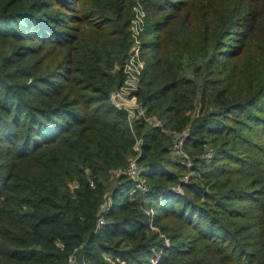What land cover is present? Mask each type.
Returning <instances> with one entry per match:
<instances>
[{
  "label": "trees",
  "instance_id": "obj_1",
  "mask_svg": "<svg viewBox=\"0 0 264 264\" xmlns=\"http://www.w3.org/2000/svg\"><path fill=\"white\" fill-rule=\"evenodd\" d=\"M132 7L0 0V264H264V0H147L136 96L162 127L110 102ZM138 139L147 194L116 177Z\"/></svg>",
  "mask_w": 264,
  "mask_h": 264
},
{
  "label": "built area",
  "instance_id": "obj_2",
  "mask_svg": "<svg viewBox=\"0 0 264 264\" xmlns=\"http://www.w3.org/2000/svg\"><path fill=\"white\" fill-rule=\"evenodd\" d=\"M138 19L132 24V38L134 40V45L130 50L127 60L123 67V73L125 80L123 85L117 90L113 91L110 95V102L120 107L122 110L127 112L130 125L135 121L142 120L145 123L151 122L150 124H158L155 118H149L146 116L145 108L138 102L136 93L141 88L142 76L145 70V62L141 58V42L140 36L143 33V22L145 19L144 12L140 9L138 10ZM153 120V122H152ZM157 122V123H154ZM175 138H181V134H174ZM142 140L138 139L134 147L135 151L138 152L137 156L132 159L126 170L116 173V177L127 176L135 181L134 188L132 190L133 194H147L148 187L144 178L142 177L143 167L139 164L141 158V145ZM174 153L177 155H183L181 143H177L173 147ZM211 158V156H207ZM93 186V183H92ZM112 205V200L102 206V211H107ZM103 224V220L99 222V225ZM70 264H76L75 257L72 256L70 259Z\"/></svg>",
  "mask_w": 264,
  "mask_h": 264
},
{
  "label": "rangeland",
  "instance_id": "obj_3",
  "mask_svg": "<svg viewBox=\"0 0 264 264\" xmlns=\"http://www.w3.org/2000/svg\"><path fill=\"white\" fill-rule=\"evenodd\" d=\"M95 2V1H94ZM133 2V7H132V12H133V17L131 19V22H130V33L132 32V24L134 25V21L138 19V10L140 9L142 12H144V15H145V19H144V22L142 25L143 26V33L141 34L140 36V42L142 43V35L144 34L145 32V29H146V25H147V17H148V13H147V10H146V3H147V0H132ZM95 4H97L96 2L93 3L92 5L94 6ZM78 34H81L80 32ZM63 52H67V49H65ZM60 51V49H54L51 53H50V57L51 60H54L57 64L61 63L63 58H64V53ZM188 77L189 78H192L193 77V70L192 69H188ZM203 112V105H202V102H201V95L200 94H197L195 100H194V103H193V107L191 109V111L188 112L187 116L190 117L191 119V122L194 121L199 115H201ZM149 118H153V117H149ZM156 120V119H154ZM153 122V120H152ZM151 122H148L146 123L148 126H154V127H162L163 126V123L160 121H158V124H150ZM154 123H157V122H154ZM191 124V123H190ZM189 132H190V127L186 128L185 131H183L182 133V136L181 138H176V141L174 143L177 144V143H181V146L183 145V142H184V139L186 138V136L189 135ZM173 145V146H174ZM212 146L210 144H207L205 146V158L208 160V162H210L214 156V152H213V149L211 148ZM141 148H142V145H141ZM174 155H177L176 153H173ZM178 156H181V155H178ZM207 156H211V158L207 157ZM192 174L189 173L187 175V177L185 178V181L186 183L188 182V180L190 179V176Z\"/></svg>",
  "mask_w": 264,
  "mask_h": 264
}]
</instances>
